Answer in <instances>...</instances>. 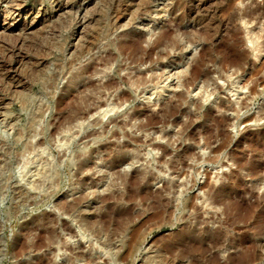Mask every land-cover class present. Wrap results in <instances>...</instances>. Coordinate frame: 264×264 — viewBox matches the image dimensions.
I'll return each mask as SVG.
<instances>
[{
  "label": "rangeland",
  "instance_id": "obj_1",
  "mask_svg": "<svg viewBox=\"0 0 264 264\" xmlns=\"http://www.w3.org/2000/svg\"><path fill=\"white\" fill-rule=\"evenodd\" d=\"M8 1L11 0H0V40H15L24 27L22 19L26 20L29 31L36 32L26 35L34 43L32 48L31 41L26 43L29 60L20 67L33 88L20 89L28 93L26 105L21 109L20 103L15 102L10 114L18 118L15 129L22 130L34 122L36 134L20 138L11 123L0 118V141L12 150L43 137L48 157L59 166L53 195L45 190L34 191L33 198L16 208L13 188L17 185L29 188L21 166L11 163L8 170L0 171V264H16L15 239L25 227L33 229L29 239L36 230L46 228L40 222L44 214L57 215L58 223L66 221L71 233L62 234L61 239L76 245L84 217L98 216L106 209H131L132 212L127 223L114 226L112 215L105 220V231L116 228L113 253L123 250L122 244L127 242L132 230L139 234L132 254L125 263L118 261V264H264V81H261L264 77V0H19L23 7L20 11L11 8ZM112 17L120 19L117 28L106 36L100 35L98 46L77 61L74 69L68 70L73 73L67 72L58 78L54 88L46 86L44 79L40 81L42 76L31 65L36 56L38 59L46 51L51 52L46 55L44 73L56 72V66L70 57L69 49L78 43L81 32L90 33L95 22L105 27ZM243 20L258 37L257 53H252L245 43ZM151 23L155 25L151 38L163 31L170 38H180L177 49L170 50L163 61L158 62L154 57L152 64H132L116 53L115 48H109V42L136 37ZM257 33H261L260 37ZM144 43L142 47L146 46ZM43 44L48 50L42 49ZM185 47V53L181 52ZM108 49H112L115 58L105 72L117 82V88L105 91L103 98L115 103L117 93L124 92L128 97L115 104L114 111L88 114L81 126L94 134L81 140L76 137L65 150L58 145L60 134L49 137L52 114L69 100V95L61 89L69 84L71 74ZM193 65L198 70L191 82L175 85L178 75L190 77ZM162 66L165 75L173 76L170 92L164 98L150 100L139 89L129 87L128 80L134 79L137 71L145 74L148 67L158 70ZM232 82L240 85L235 95L230 91ZM71 85L73 88L74 84ZM197 85L209 89L205 100L195 91ZM36 109L42 112L38 114ZM72 129L75 136L77 129ZM95 153L99 155L88 162V168L98 164L102 173L84 172L88 178L84 190L79 192L75 157L84 154L89 158ZM130 156L136 160L124 162L123 157ZM116 172L126 173V179L136 173L141 179V192L131 200L124 199L125 181L117 179ZM101 176L102 183L110 177L115 179L114 186L109 189L102 184L92 186L100 182ZM168 181H172L168 183V190L162 188ZM113 192L122 198H111L109 195ZM97 197L104 200L97 202ZM66 200L77 201L76 212L70 217L57 210L58 204ZM160 209L163 210L159 212ZM192 231L205 239L202 247L192 248L185 242L184 238L192 237L189 236L193 235ZM94 240L92 234H86L77 251L88 255L86 242L94 243ZM99 246L95 242V250L100 255L102 247ZM51 252L43 248L19 258L32 264L39 256L50 258ZM59 254L54 260L64 264L63 257L70 254L62 248ZM107 260V256L100 255L92 264H109ZM75 264L88 262L75 260Z\"/></svg>",
  "mask_w": 264,
  "mask_h": 264
},
{
  "label": "bare ground",
  "instance_id": "obj_2",
  "mask_svg": "<svg viewBox=\"0 0 264 264\" xmlns=\"http://www.w3.org/2000/svg\"><path fill=\"white\" fill-rule=\"evenodd\" d=\"M8 3L11 5V8L15 7V9L19 10V11L23 9V7L21 5V1H19V0L18 1L17 0H15V1L11 0V1H8ZM6 19H8V17H6ZM119 21H120V19H118V17H112L111 22H109L107 24V26H105V27H103L98 22H95L94 24L92 23L93 25H92L91 32L90 33L81 32L79 34L78 43L69 49L70 57L67 58L63 62V64H61L60 66L59 65L56 66V68H57V69L55 68L56 72H54V73L51 72L52 74L49 73V75H47L48 73L47 74L44 73V70H47L44 67L46 65L45 64L46 59L48 57L46 55L47 54L50 55L51 52L50 53H49V51L47 52L46 50H48V49L43 44V46L45 48H42V49L43 50L45 49V51L47 53L44 51L45 52L44 55H42V57H40V58L38 57V59H37V56H36V59L34 57L35 60H33L31 63V65L35 66L34 71L38 75L42 76L41 80L38 77H37L38 78L37 80L43 81V79H44L46 86H48L50 88H54L55 83L57 82V79L67 75V72L68 73L71 72L72 70H70V71H68V70L70 68L72 69V67L74 69V65H76V62L79 61L85 54L90 53V51L93 50L92 48H95L94 46L96 44H98L100 35L101 34L105 35L106 33H109L110 30L117 28ZM32 23L33 22H31V24ZM21 24L24 27L19 31V34H17V37H15L16 38L15 40L7 41L9 38H6L4 40H0L1 41V44H0V118L4 121L8 122V123H11V126L14 127L16 134L19 135L20 138H22V137L31 138V137H35V134H36L35 129H34L33 124H32L34 122H31V125H29L27 128H24L22 130H19V129L17 130V129H15V127L17 126V123H18L17 119L18 118L12 117L11 116L12 113L10 114V112L12 111L11 108L15 102L20 103L21 109L23 108L24 105H26V97H27L26 95L28 93L24 94V91H20V89L25 90L28 87H31V84H32L31 80L28 78L30 80L29 81L25 77V75H24L25 73L23 74L21 72L20 67L25 63L26 60L27 61L29 60V52L30 51L28 52V47H27L28 45L26 46V43L30 42L31 39H27L29 36L27 37L26 35L30 34V33L34 34L36 32L33 30L29 31L30 28L27 25L26 20L22 19ZM148 24H147V26H148ZM242 24H243L242 26L244 28L245 43L247 44L249 50L252 53H257V51H258V37L255 35L256 34L255 31H254L255 34L252 33L253 31L250 29L249 26H247L248 23L246 25V22L244 20L242 21ZM154 29H155V25L152 24L150 27L144 28V31L142 30L141 32H139V35H136V37L130 36L129 38H124L122 40L121 39L116 40L117 42H109L108 43V45H110L109 48L111 46L113 48H115L116 53L121 55L123 57V59L129 61L132 64H140V63H144V62H150L151 63L155 59L158 62L163 61L164 58H167L169 56L170 50L174 49L175 47H176L175 49H177V46L180 42V40H179L180 38L179 39H177L178 37L176 39L170 38L168 36V32L163 31L158 36H156V35H155L156 37L153 36L155 38L152 39L153 37L151 38V35H153L155 33ZM260 30H262V29H260ZM258 32H259V30H258ZM37 33H39V32H37ZM258 34L260 35L261 33H257V35ZM31 35H30V38H31ZM36 36H38V35H36ZM49 39L52 40V35L50 36ZM143 42L146 43L145 47L141 46L142 45L141 43H143ZM30 43L31 44L29 45V47L33 46L34 42L31 41ZM96 46H98V45H96ZM39 48L41 49V47H39ZM49 48L51 49V47H49ZM101 48H102V46H101ZM112 49H108L107 51H103L104 55L102 53V55L97 56L96 58H94V60L92 59L93 60L92 62H89L91 60L87 61L89 63V64L87 63L88 65L81 67L77 71L74 70V72L75 71L76 72L73 75L72 74L70 75L71 79L68 80V82L70 81L69 84L66 86V88L61 89V90H63L62 92L69 95V100L65 104L63 103L61 107L56 108L54 115L52 114V116H53L52 120L53 121L51 123V129H50L49 137H52L55 134H60L61 137H60V140L58 142V145L61 148L63 147L65 150H67L69 145L71 143H73V141L76 137L80 138V140H81V139H83V138H85L91 134H94V133H91L94 131L87 133L86 131H84L82 129V126H81L83 123L82 120H85L87 118L88 114H90L91 112H97V113L104 114L107 111H114L115 104L126 100L128 97V95L124 92L123 93H117L114 95L115 103L111 102L110 99H109L110 101H108L105 99V97L103 98L105 91L115 90V88H117L116 87L117 82L115 80L109 78L105 72V69L111 66V63L115 58V56L113 57V55H112V53H114L112 51ZM186 50H187V47H185L184 49H181V52L185 53ZM41 53H43V52L41 51ZM31 57H33V56H31ZM154 57H156V58L154 59ZM127 61H125V62H127ZM199 61L201 62L202 60H199ZM26 63H28V62H26ZM197 64L199 65V62H197ZM196 65L195 66L193 65L192 71H191L192 75L189 72L190 77L188 79L185 78L184 76L178 75L176 77V81L175 82L173 81L174 84L177 86H184L187 83H190L191 80L193 79V77L195 76V74L197 73L198 69L196 68ZM163 68H164V66L159 67V69H158L159 71H158V70H155L154 67H148V69L146 68L147 72L145 71L146 72L145 74L141 70L137 71V74L135 73L136 74L135 78L132 80H128L129 87L132 88V90H134L133 88L139 89L140 93L150 100H159V99L164 98L170 92L171 79H173L172 78L173 76H172V74L171 75H169V74L165 75V70ZM23 72H25V71H23ZM71 73H73V72H71ZM178 74H180V73H178ZM96 76H99V78L101 77V79L97 80L95 78ZM93 77L96 80H94ZM35 78H36V75H35ZM34 79L32 81H34ZM78 79H80V80L77 82ZM35 81H36V79H35ZM261 81H264V77L261 79ZM71 84H74L73 88L71 87L72 86ZM238 84H239L238 82H232L231 83L230 91L233 92L234 95H235L234 92H238V90H239L240 85H238ZM147 85H149V86H147ZM31 88H33V87H31ZM208 90L203 85H200V86L197 85L195 88V91L204 100L208 96ZM28 91H30V90L28 89ZM231 92H229V93H231ZM190 94H192V92H190ZM61 95L63 96V94H61ZM194 95H197V94L194 93ZM194 95H191V96H194ZM209 95H210V93H209ZM231 95H232V93H231ZM163 103H162V107H166V105ZM231 107H234V106H231ZM38 108H40V107H38ZM41 108L43 109V107H41ZM36 110L38 112L41 111L39 109H36ZM41 112H39L38 114H40ZM43 113H42V115H43ZM10 117H11V119H9ZM37 118L38 117L36 116V119ZM163 121H164V119H162V122ZM73 127L77 129L76 131L74 130L76 132L75 136H73V129H72ZM95 133H97V132H95ZM98 133H100V132H98ZM50 139L48 140L47 143L50 142ZM52 141L55 142L54 140H52ZM45 143H46V139L43 137H40L39 139L38 138L33 139V141L31 140L29 142L24 143L21 148L15 147L12 150H10V149L5 147V143L0 141V165L1 164L3 165L2 167L0 166V171L3 172L5 170H8L9 165L11 163L19 164L21 166L22 175L26 180V184L29 186L28 189L23 187V186H18V185L13 188L15 198L17 199V202L15 203V208L18 205L23 204V202H25L27 199L33 198V192L34 191H41L42 190V192H43V190H45L46 193L48 192L50 196L55 193L54 188L58 184V181L56 178H57V169H58L59 165L57 164V162L54 159H50L48 157L47 150H46L47 146L45 145ZM216 149H219V146ZM98 155H99L98 153H95V155H91V157L86 158L84 156V154H80L78 157H75V158H77V166H78L77 170H78V174H79V178H78L79 187L78 188L76 187V188L79 189V192H80V190H84L82 188L84 187L85 180H87V178H88L87 175H85V176L83 175L84 172L86 173L88 171L93 170V171H96L97 173H102V170L100 169V166L98 164H94L93 167L88 168V166L90 165L88 162L90 160L94 159L95 156H98ZM123 160H124V162L125 161L127 162V160L134 161V160H136V157H133V156L123 157ZM109 170H113V167H111ZM135 174H130L128 179L125 178L127 175L126 173L122 174V173L116 172V174H115L116 175L115 177L117 179L121 180V182L125 181L126 193H125L124 199L131 200L133 196L140 193L142 190V188H141L142 186L140 185V181H139L141 179H139ZM148 176L149 175H147L146 177H148ZM103 178L104 177L101 176L98 179V180H100V182H98L97 184H93L92 186H94L96 188V187H98L99 184H102L103 186H106L108 189H109V187L114 186L115 182L113 180H115V179L112 180L111 177H110L111 178L110 179L107 176V178H108L107 181L102 183L104 181V180L102 181ZM171 182L172 181H168L167 183L164 182L163 183L164 187H162V188L167 189V186L169 185L168 183H171ZM74 190H75V187H74ZM30 191H32V192H30ZM66 193H67L66 195H68V191ZM81 194H80V196H81ZM109 196L111 198H117L116 200H118V199L120 200L122 198V196L117 197L118 195L115 192H113ZM104 198H106V197H104ZM107 198H108V196H107ZM96 200L98 202V200L102 201L104 199L98 198ZM76 203H77V201H75V202H70V201L68 202L67 200L63 201L60 204H58L57 210L60 212L59 214H64V215L70 217L72 214H74L76 212V209H74V204H76ZM162 210L163 209H160L159 212H161ZM130 211H131V209H106L104 212H102V214H100V215L97 214L98 216L93 215L91 217H84L83 222L80 223L82 227H81V231H79L78 240L76 239L77 240L76 245H71L68 242V240H66V239L62 240L61 239L62 234L71 233V228L69 227L67 222L66 221H60L61 223L59 222L60 223L59 224L57 222L58 221L57 215L46 213L40 219L41 224H44L46 226V228H44L43 230H39V231L36 230L37 232L33 231V232H35L34 236H32L33 237L32 239H29V234L31 233V231L33 229L31 230L32 227L31 228L25 227L24 229L21 230L20 234L15 239L14 244H13V255H14V258L16 260V264H29V263H25V261H23L22 258L20 259L19 257L23 256L24 254H26L28 252H36V251H39L43 248H48L49 250H52L53 251V253L51 252L52 256H50V258L39 256L34 261V263H32V264H57L56 261L54 260V257L60 255L59 250L61 248L64 250H67L70 254V256H68V257H66V256L63 257L65 259L64 264H75V260H82V259H85L88 262V264H92L96 260V258L99 257L100 255L101 256H107V258L109 259V261L107 260L109 262V264H118V261L125 263L127 261L128 257L133 252L134 244H135L136 239L139 236V234H138L137 230H132L129 234V238H128L127 242L122 244L121 248H123V250L121 252L118 251V253L115 254V253H113V250H112L113 249L112 240L115 236L116 228H114L112 231H109V230H108V232H107V230L105 231V220L108 217L110 218V215H112L113 218H112L111 222L113 223L114 226L122 224L123 222L127 223L130 219V214L132 213V212L130 213ZM77 212H79V211H77ZM140 232L141 231H139V233ZM89 233L95 237L94 241L96 243H98V245H100L99 247H102V254L99 255L96 252L95 247H94L95 242L93 243L90 241H87V242L85 241L87 243V248L89 250L88 255L77 251V249L81 248V246H82L81 241L84 240L85 235L89 234ZM192 233H193V235H189L192 237L184 238L185 242H187L188 246H190L192 248L197 249V248L202 247L203 241L205 239H203L202 237H199V235L196 234V231H192ZM210 238H212V237H210ZM86 239H88V238H86ZM89 240H91V239H89ZM249 257H251V259H252L253 255H250ZM172 264H174V263H172Z\"/></svg>",
  "mask_w": 264,
  "mask_h": 264
}]
</instances>
